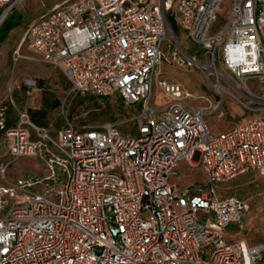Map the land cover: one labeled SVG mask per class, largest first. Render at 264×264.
<instances>
[{
    "label": "built area",
    "instance_id": "2783aa9c",
    "mask_svg": "<svg viewBox=\"0 0 264 264\" xmlns=\"http://www.w3.org/2000/svg\"><path fill=\"white\" fill-rule=\"evenodd\" d=\"M224 1L68 0L32 21L30 51L71 93L119 97L128 118L76 122L65 104L62 123L40 126L14 103L0 107V145L12 144L0 163V264H264L263 244L235 238L249 203L217 191L248 173L264 179V0H231L220 19ZM24 2L0 0V29ZM167 39L171 63L201 72L215 103L160 80L174 102L151 108ZM225 99L254 116L215 135L204 118H222ZM199 100L207 107L188 103ZM22 158L41 173L8 179ZM182 162L201 166L205 184L173 182Z\"/></svg>",
    "mask_w": 264,
    "mask_h": 264
},
{
    "label": "rangeland",
    "instance_id": "374dc122",
    "mask_svg": "<svg viewBox=\"0 0 264 264\" xmlns=\"http://www.w3.org/2000/svg\"><path fill=\"white\" fill-rule=\"evenodd\" d=\"M68 0H26L16 7L0 29V107L14 103L19 109L37 113L45 125L62 123L61 110L66 104V110L76 122L88 123L123 122L127 120V110L119 97L109 100H99L91 96H75L64 74L57 68L42 62L29 49L28 38L25 39L28 28L33 20L50 10L55 4ZM231 0H225L219 12L220 19H225L230 11ZM11 29V30H9ZM180 41L193 57L197 56L200 48L194 47L184 35L180 34ZM167 39L163 52L168 61L160 68V76L155 79L151 108L160 111L173 104L158 86V82L167 81L170 85H179L182 91L199 97H207L215 103L217 98L212 95L208 81L201 72H190L171 63ZM201 61H205L200 56ZM36 83V87H30ZM255 87L256 83L250 81ZM55 102L58 103L57 106ZM195 107H207L204 101H189ZM222 118L217 114H209L204 118L205 124L212 134L218 135L235 127L245 125L253 118L243 106L229 99H225ZM11 143L0 145V163L12 160L8 156ZM177 176L172 178L179 187L186 188L194 185H203L206 174L201 166L192 167L182 162ZM41 166L36 159L22 158L14 162L8 170V179L21 176L39 175ZM3 183L0 181V186ZM264 185L258 183L255 175L245 174L231 181L218 185L219 195L236 196L250 200V209L245 220V229L238 236L249 244L264 245V200L259 194ZM233 232V231H231ZM235 233V232H234Z\"/></svg>",
    "mask_w": 264,
    "mask_h": 264
},
{
    "label": "trees",
    "instance_id": "16d2710c",
    "mask_svg": "<svg viewBox=\"0 0 264 264\" xmlns=\"http://www.w3.org/2000/svg\"><path fill=\"white\" fill-rule=\"evenodd\" d=\"M168 21H169L170 26H171L173 32L175 33V35H176L177 37H179L180 34H182V33H181V31H180V28H179V27L176 25V23L174 22L173 17H172V16H168ZM9 30H11V29H9ZM0 41H1V42L4 41V37H3V38H0ZM104 100H106V99H104ZM57 105H58V103L55 102V105H54V106H57ZM31 118H32V120H33L35 123H37L38 125H40V126H46V125H45V122L39 119L40 117L38 116L37 113H32ZM78 122H84V121H78Z\"/></svg>",
    "mask_w": 264,
    "mask_h": 264
},
{
    "label": "crops",
    "instance_id": "0c3cea01",
    "mask_svg": "<svg viewBox=\"0 0 264 264\" xmlns=\"http://www.w3.org/2000/svg\"><path fill=\"white\" fill-rule=\"evenodd\" d=\"M248 174H253V175H255V177H256V180H258V183L260 182V184H263L264 185V179L263 178H261L257 173H254V172H252V173H248ZM264 191V190H263ZM262 191V192H263ZM261 192V193H262ZM260 193V194H261ZM260 194H259V196H260ZM221 196V195H220ZM244 200V199H243ZM246 202H248V203H250V200H245ZM234 229L233 228H230V230H229V234H232L233 232H231V231H233ZM235 238H239V237H235ZM240 239V238H239ZM242 240V239H241ZM243 241H245V240H243ZM249 246H254V245H257V244H249L247 241H245Z\"/></svg>",
    "mask_w": 264,
    "mask_h": 264
}]
</instances>
